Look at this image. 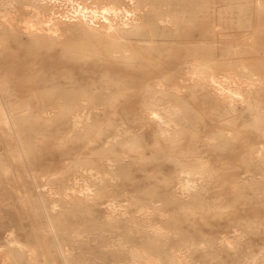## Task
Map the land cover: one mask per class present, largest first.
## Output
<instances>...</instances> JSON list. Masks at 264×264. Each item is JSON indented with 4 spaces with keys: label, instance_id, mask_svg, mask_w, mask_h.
I'll list each match as a JSON object with an SVG mask.
<instances>
[{
    "label": "bare ground",
    "instance_id": "bare-ground-1",
    "mask_svg": "<svg viewBox=\"0 0 264 264\" xmlns=\"http://www.w3.org/2000/svg\"><path fill=\"white\" fill-rule=\"evenodd\" d=\"M202 7L218 13L236 12L237 19H241L250 7L256 12L264 10V0H0V36L5 47L0 51V143H3L0 171L5 175L17 174L12 168L13 161L23 162L29 154L25 146L36 145L38 137L30 135V128L36 127V123L31 119L44 121L48 115H55L52 107L44 103L33 107L27 104L20 111L9 105L7 99L15 94L11 81L25 79L47 87L33 89L30 99L71 102L69 130L75 133L98 127L94 113L100 104L114 102L122 94L116 88V74L106 67L91 65L85 68V73L67 70V75L62 76L68 82L61 84L60 75L51 68L31 73L27 56L53 52L59 59L67 57L80 64L86 59L97 61L109 55L127 64L148 63L155 56L163 63L159 49L162 42L154 37L167 34V28L174 29L182 22L203 16ZM216 28L221 29L222 23L218 22ZM204 46L198 48L196 44L186 50L174 69L164 67L159 75L146 79L140 86L139 97L143 109L155 121L158 145L165 140V145L174 148L183 140L177 134L197 125L190 111L194 109L191 100L199 89L214 96L227 113L234 114L238 105L248 103L256 107L255 120H264V109L249 102L250 94L264 82L263 74L250 69L242 60L236 65L218 67V60ZM121 79L125 81L124 77ZM32 109L34 114L30 113ZM110 124L116 131L105 137L101 149L87 153L84 159L81 154L75 155L78 163L71 179L51 187L48 197L40 194L29 201L22 195V204L29 207L32 231L22 236L16 226L8 229L0 264H89L88 258H82L81 245L83 241L85 244L97 241L98 236L103 237L105 251L112 249L124 256L116 264H166V259L174 264H208L196 258L195 253L218 257L222 246L232 253L250 252L245 248L246 229L235 227L227 236L205 232L186 235L180 227L168 225L169 216L153 200L136 202L134 209L129 210L132 199L126 202L110 198L103 206L106 227L101 232L85 233L76 222L65 228L61 220L73 209L77 201L73 196L94 198L105 189L106 182L116 181L123 164L110 153L115 142L136 144L131 128L124 121ZM261 130L264 133V126ZM230 132L231 129L223 131L224 136H210V142L225 144ZM180 164L175 179L170 181L168 197L174 201L178 213L189 215L201 196L204 181L198 177L207 173L192 168V163ZM257 164L264 167V154H259ZM247 174L252 173L244 170L240 177L253 176ZM245 259L247 264H264V243L262 253L252 252L249 258L242 257Z\"/></svg>",
    "mask_w": 264,
    "mask_h": 264
},
{
    "label": "rangeland",
    "instance_id": "rangeland-1",
    "mask_svg": "<svg viewBox=\"0 0 264 264\" xmlns=\"http://www.w3.org/2000/svg\"><path fill=\"white\" fill-rule=\"evenodd\" d=\"M218 22L222 23L221 29L216 28ZM165 33L154 38L162 42L159 49L168 64L159 63L155 56L148 63L134 64H127L110 55L97 61L86 59L81 64L67 57L59 59L58 55L46 51L26 57L31 62V73L51 68L54 74L60 75L61 84L68 82L63 77L67 75V70L85 73V68L91 65L106 67L116 74V88L121 89L122 94L114 102L100 104V109L94 113L99 121L98 127L85 133H75L69 130L71 102L54 98L39 102L30 99L29 93L33 89L45 90L47 87L25 79L10 82L15 94L7 99L9 105L20 111L27 104L33 107L44 103L52 107L55 115H48L44 121L31 119L36 123V127L30 128V135L38 137L36 145L25 146L29 154L23 162L13 161L12 168L18 171L17 174L5 175L0 171V253L6 249V233L10 227L16 226L22 236L32 231L29 207L22 204V195L29 201H34L40 194L48 197L51 187L71 179L78 163L75 155L81 154L84 159L87 153L101 149L105 137L116 131L110 124L114 121H124L129 125L136 144L130 146L115 142L110 153L117 156L115 161L123 164L116 181L106 182L105 189L96 193L94 198L73 196L72 199L77 201L61 220L65 228L76 222L81 224L85 233L101 232L106 227L103 206L110 198L126 202L132 199L129 210L140 201L153 200L169 216L168 225L180 227L186 235L205 232L227 236L235 227L247 230L248 246L245 248L250 250L249 253H232L225 246L220 247L218 257L196 252L195 257L203 262L247 264L248 259L244 261L242 257L247 255L249 258L252 252H263L264 167L257 164V157L264 154V133L261 130L264 120H255L256 107L244 103L238 105L234 114H230L224 111L214 96L199 89L191 100L194 109L190 111L197 125L179 132L177 136L183 140L173 148L165 145V140L160 141L161 145L155 142V121L143 109L138 91L146 79L159 75L164 67L174 69L180 55L196 44L198 48L201 44L205 45L204 49L218 60V67L236 65L238 60H242L250 69L264 76V10L256 12L250 7L244 17L237 19L236 12L218 13L208 9L203 16L191 22H182L177 28H167ZM0 40L2 51L5 49L4 38L0 36ZM1 57L4 58L3 55ZM250 96L251 104L264 109V82ZM30 113L35 111L32 109ZM229 129L230 137L225 144L210 142V136H224L223 131ZM120 156L124 158L119 159ZM184 161L192 163V168L207 173L198 177L204 181L201 196L189 215L178 213L174 201L168 197L170 181L175 179V173ZM82 162L86 163L85 160ZM244 170L252 173L247 175L253 176L242 179L240 175ZM16 187L26 188L27 191H17ZM96 240L89 242V264H116L124 258L115 250L105 251L103 237L98 236ZM165 262L174 264L167 259Z\"/></svg>",
    "mask_w": 264,
    "mask_h": 264
},
{
    "label": "crops",
    "instance_id": "crops-1",
    "mask_svg": "<svg viewBox=\"0 0 264 264\" xmlns=\"http://www.w3.org/2000/svg\"><path fill=\"white\" fill-rule=\"evenodd\" d=\"M82 258L85 259V258H88L89 257V244H85V242L83 241L82 242Z\"/></svg>",
    "mask_w": 264,
    "mask_h": 264
}]
</instances>
